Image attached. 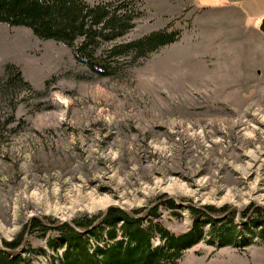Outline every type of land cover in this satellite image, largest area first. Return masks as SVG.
<instances>
[{"label":"rangeland","instance_id":"rangeland-1","mask_svg":"<svg viewBox=\"0 0 264 264\" xmlns=\"http://www.w3.org/2000/svg\"><path fill=\"white\" fill-rule=\"evenodd\" d=\"M136 1L143 13L122 41L164 29L181 38L110 75L0 22V76L15 64L32 86L17 79L0 96V252L23 234L25 264H55L54 225L158 205L180 236L197 220L192 207L211 206L225 209L215 221L233 218L238 245L209 242L206 224L179 264H264V219L244 215H264V0Z\"/></svg>","mask_w":264,"mask_h":264},{"label":"trees","instance_id":"trees-1","mask_svg":"<svg viewBox=\"0 0 264 264\" xmlns=\"http://www.w3.org/2000/svg\"><path fill=\"white\" fill-rule=\"evenodd\" d=\"M142 13L136 0H98L94 3L88 0H0V22L26 26L39 38L70 46L78 61L101 75L112 74V64L119 65L126 60L124 62L132 66L181 38L180 30L164 29L129 42L122 41ZM104 46L106 48L101 50ZM17 79L32 90L18 67L8 64L4 75L0 76V96L9 97L17 87ZM167 203L174 204L173 201ZM159 208L157 205L125 211L111 206L99 215L74 221L78 230L69 223L54 225L53 230L59 233L61 242L58 244L55 239L49 244L54 252L57 247L64 248L62 253H55V264H179L184 250L201 241L206 224H209V242L216 237L221 245H238L241 232L233 218L217 222L213 217L224 208L207 206L199 210L192 207L197 220L188 233L180 236L159 221ZM251 210L249 207L244 215H256L253 222L264 219L262 210ZM200 216L205 218L199 220ZM34 225L37 226V222ZM246 228L254 234L251 227ZM155 236L159 237L158 243L153 241ZM260 236L259 244L264 242V234ZM23 241V234H19L15 240L5 242L8 250L0 252V264H25L27 259L17 250ZM24 252L29 257L46 253L30 247Z\"/></svg>","mask_w":264,"mask_h":264},{"label":"bare ground","instance_id":"bare-ground-1","mask_svg":"<svg viewBox=\"0 0 264 264\" xmlns=\"http://www.w3.org/2000/svg\"><path fill=\"white\" fill-rule=\"evenodd\" d=\"M175 186V185H174ZM180 186V185H179ZM167 187L170 189V190H174V188H173V186H171V184H168L167 185ZM181 187H183V186H181ZM187 189V188H186ZM184 190V189H183ZM187 192V191H186ZM262 196V195H261ZM103 202H104V204H111L112 203V200L111 199H104V200H102ZM54 209V208H53ZM56 213H59L60 212V209H58V208H55V210H54Z\"/></svg>","mask_w":264,"mask_h":264},{"label":"water","instance_id":"water-1","mask_svg":"<svg viewBox=\"0 0 264 264\" xmlns=\"http://www.w3.org/2000/svg\"><path fill=\"white\" fill-rule=\"evenodd\" d=\"M260 30L264 33V19L262 20V23L260 25ZM73 227L76 228L73 222L70 223ZM77 229V228H76ZM78 230V229H77ZM6 250V249H5Z\"/></svg>","mask_w":264,"mask_h":264},{"label":"crops","instance_id":"crops-1","mask_svg":"<svg viewBox=\"0 0 264 264\" xmlns=\"http://www.w3.org/2000/svg\"><path fill=\"white\" fill-rule=\"evenodd\" d=\"M245 11V10H244ZM247 12V11H246Z\"/></svg>","mask_w":264,"mask_h":264}]
</instances>
